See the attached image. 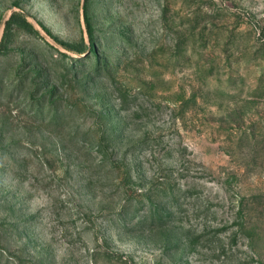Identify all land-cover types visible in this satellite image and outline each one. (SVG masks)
Wrapping results in <instances>:
<instances>
[{"label":"rangeland","instance_id":"obj_1","mask_svg":"<svg viewBox=\"0 0 264 264\" xmlns=\"http://www.w3.org/2000/svg\"><path fill=\"white\" fill-rule=\"evenodd\" d=\"M0 264H264V0H0Z\"/></svg>","mask_w":264,"mask_h":264},{"label":"trees","instance_id":"obj_2","mask_svg":"<svg viewBox=\"0 0 264 264\" xmlns=\"http://www.w3.org/2000/svg\"><path fill=\"white\" fill-rule=\"evenodd\" d=\"M16 25L17 27L23 29L26 32H33L32 26L21 16V15H12V17L9 19L7 23V27L10 28V26ZM67 48L71 47V45H67L62 43ZM83 51V50H81Z\"/></svg>","mask_w":264,"mask_h":264}]
</instances>
